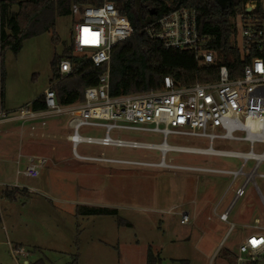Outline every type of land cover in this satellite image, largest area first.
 <instances>
[{
	"label": "rangeland",
	"instance_id": "obj_1",
	"mask_svg": "<svg viewBox=\"0 0 264 264\" xmlns=\"http://www.w3.org/2000/svg\"><path fill=\"white\" fill-rule=\"evenodd\" d=\"M73 20L72 14L54 16L57 43L52 42L50 29L25 37L17 53L5 50L0 112L17 113L43 93L50 86V61L63 49L73 56L92 51L73 49ZM45 121L44 126H35L31 136L29 124L21 135L16 127L22 123L17 120L0 124V264H34L37 260L69 264L75 256L78 264H145L148 248L158 253L160 264H236L233 258L228 261L224 252L233 256L232 251L237 252L240 241L253 229L234 222L227 233L228 224L221 221L213 235L215 211L228 204L234 193L230 178L196 170L80 160L66 140L70 132L67 116L60 114ZM103 131L100 126H87L80 133L101 135ZM110 134L142 142L163 140L160 133L144 129L112 128ZM166 142L209 146L204 136L181 133H168ZM211 146L248 150V142L225 138H214ZM254 149L259 152L262 146L257 143ZM76 150L128 161L160 160L156 149L79 143ZM29 155L47 159L35 177L24 172ZM169 157L175 164L208 168H237L242 162L228 156L173 151L166 153ZM253 164L249 160L243 169L249 170ZM263 173L264 160L244 194L233 203L229 221L245 204L240 221L255 225L249 217L254 211L256 224L264 225V177L258 175ZM6 190L14 191L15 196L5 197ZM101 207L114 208L117 214L90 212ZM181 211L189 214L185 224L179 223ZM118 217L126 224H119ZM256 262L264 264V256Z\"/></svg>",
	"mask_w": 264,
	"mask_h": 264
},
{
	"label": "built area",
	"instance_id": "obj_2",
	"mask_svg": "<svg viewBox=\"0 0 264 264\" xmlns=\"http://www.w3.org/2000/svg\"><path fill=\"white\" fill-rule=\"evenodd\" d=\"M70 14L74 17L72 47L77 51L90 48L84 54L94 66L106 65L95 85L83 91V101L59 105L51 88L44 90L45 108L33 110L30 106L20 107L17 113L0 112V122L18 120L29 124L30 134L36 125L44 126L49 117L64 114L70 132L66 140L71 151L80 160H95L140 164L161 168L196 170L223 174L230 183L238 185L231 204L216 216L228 222L233 202L244 194L245 186L252 182L256 169L264 160V5L263 0H248L242 12L234 18L233 42L240 54L242 74L230 78L225 65L218 66V77L212 82H194L178 86L170 77H164L159 89L135 94L110 95L108 92V63L111 47L132 34L129 20L118 12L112 2L100 5L78 6L72 4ZM150 39L160 41L165 48L189 51L197 65H208L218 61L217 56L207 48L209 37L196 30V15L193 8L182 7L167 12L143 28ZM71 68V60L62 57L58 62V77L65 76ZM38 122V123H35ZM152 124L151 127L144 126ZM162 125V127H160ZM87 126L104 128L101 135L81 134ZM112 128L144 129L158 132L160 143L126 140L113 137ZM219 132L216 133L215 131ZM168 133L199 135L208 138L209 146L202 148L186 145H171L166 142ZM214 138H225L237 142H248V150L214 149ZM79 143L102 146L156 149L160 160L128 161L102 155H83L77 152ZM262 149L255 151V144ZM187 152L228 156L241 159L237 168H208L172 163L166 153ZM254 164L244 170L247 161ZM44 156L29 155L25 174L35 177L39 168L46 164ZM264 177L263 174H258ZM241 179V180H240ZM179 223L188 221L187 211L179 213ZM233 227L228 225V230ZM264 253V238L261 235L246 237L238 246L236 264L257 261Z\"/></svg>",
	"mask_w": 264,
	"mask_h": 264
},
{
	"label": "trees",
	"instance_id": "obj_3",
	"mask_svg": "<svg viewBox=\"0 0 264 264\" xmlns=\"http://www.w3.org/2000/svg\"><path fill=\"white\" fill-rule=\"evenodd\" d=\"M112 2L118 12L130 22L132 34L116 42L110 51L108 79L110 95L135 94L159 89L164 77H170L178 86L194 82H212L218 77V66L225 65L230 78L242 74L240 54L233 42L234 18L242 12L248 0H229L222 9L215 0H0V80L4 79L2 60L5 50L17 53L22 40L32 34L52 30L51 40L59 41L54 31V16L70 14L72 4L78 6L100 5ZM15 6L16 10L12 7ZM182 7L193 8L196 15V30L209 37L207 48L216 54L218 61L208 65L196 64L189 51L165 48L160 41L150 39L143 28L161 15ZM62 57L71 60L70 71L58 76V62ZM50 86L59 105L83 101L86 87L95 85L106 65L94 66L88 57L73 56L63 49L50 61ZM33 110L45 108L44 93L30 101ZM4 196L13 198L14 191H4ZM95 214L116 215L114 208H94ZM119 224H126L120 217ZM228 261H235V254L224 252ZM161 258L151 248L146 253L145 264H160ZM248 261L246 264H256ZM34 264H44L37 260ZM69 264H78L76 256Z\"/></svg>",
	"mask_w": 264,
	"mask_h": 264
},
{
	"label": "crops",
	"instance_id": "obj_4",
	"mask_svg": "<svg viewBox=\"0 0 264 264\" xmlns=\"http://www.w3.org/2000/svg\"><path fill=\"white\" fill-rule=\"evenodd\" d=\"M15 120H10V121H1L0 122V124L1 123H7V122H14ZM17 122H20V121H18L17 120ZM21 123V122H20ZM16 129H17V132H18V134L19 135H21V134H23V132L25 131V129H26V126L25 125H23V124H21L20 126H17L16 127ZM28 135L29 136H31V134H30V132H28ZM237 186H239V184L238 185H235V187H234V189H233V192H234V190H235V188L237 187ZM227 189H229V187H227ZM227 189H225V190H227ZM226 193V192H225ZM229 194V193H228ZM228 194L227 195H224L222 198H223V200L225 201V199H226V197H228ZM221 198V199H222ZM233 198H234V193H233V196H232V199L228 202V204H226L225 206H223V208H221V209H216V211H215V214L217 215L219 212H221V211H223L225 208H227L230 204H231V202H232V200H233ZM237 200V199H236ZM235 200V201H236ZM234 201V202H235ZM233 202V203H234ZM232 206H233V204H232ZM232 206H231V208H230V210H229V214H228V218H227V221L228 222H225V223H227L228 225L229 224H232L233 225V227H234V222H237V223H240L242 226H249L250 228H252L253 229V231L252 232H249L247 235H246V237H248V236H251V235H261V236H263V238H264V231L263 230H260V229H264V225H257L256 223H258V218H256L255 217V215H254V211H253V213H252V215L250 214V220L253 218V220H254V223H255V225H249V221L248 222H242V221H240V215L244 212V210H245V204L244 205H242V207L233 215V217H232V221H229L228 219H229V217H230V213H231V210H232ZM252 217V218H251ZM216 229H215V231L213 232V235L214 236H216L217 235V232L219 231V222H221L217 217H216ZM222 222H224V221H222ZM233 227L231 228V229H233ZM259 227V228H258ZM261 227V228H260ZM231 229L230 230H227V233L228 232H230L231 231ZM246 237H244L241 241H240V243L246 238ZM239 243V244H240ZM239 246V245H238ZM228 249H230V248H228ZM231 250V249H230ZM233 252V254H237L238 253V248H237V252H234V251H232ZM262 256H264V253H263V255ZM261 256V257H262Z\"/></svg>",
	"mask_w": 264,
	"mask_h": 264
},
{
	"label": "water",
	"instance_id": "obj_5",
	"mask_svg": "<svg viewBox=\"0 0 264 264\" xmlns=\"http://www.w3.org/2000/svg\"><path fill=\"white\" fill-rule=\"evenodd\" d=\"M215 1L222 9L226 8L227 3L229 2V0H215Z\"/></svg>",
	"mask_w": 264,
	"mask_h": 264
}]
</instances>
